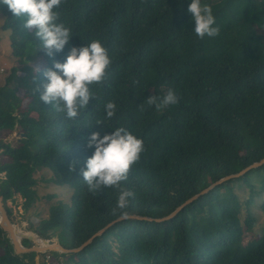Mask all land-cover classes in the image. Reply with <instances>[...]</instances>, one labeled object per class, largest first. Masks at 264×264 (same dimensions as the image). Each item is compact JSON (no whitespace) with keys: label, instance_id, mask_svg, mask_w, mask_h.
<instances>
[{"label":"trees","instance_id":"trees-1","mask_svg":"<svg viewBox=\"0 0 264 264\" xmlns=\"http://www.w3.org/2000/svg\"><path fill=\"white\" fill-rule=\"evenodd\" d=\"M189 2L62 0L59 22L74 35L52 56L39 48L35 27L24 26L26 17L0 3L19 63L0 86V135L23 134L16 145L0 137L5 206L19 194L28 211L38 196L36 172L47 169L52 185L71 187V201L51 204L49 217L32 225L37 235H59V243L75 249L114 222L84 250L43 253L42 264H264V224L251 210L260 201L264 211V164L220 183L264 159V0H204L219 34L203 39L192 31ZM97 39L112 62L105 80L90 86L96 99L75 119L39 101L54 61L63 62L72 45ZM169 89L178 103L159 109L146 103ZM110 100L114 116L96 123L105 119ZM118 126L144 141L121 182L134 193L127 220L118 218L119 188L96 194L82 179L94 151L91 133L102 136ZM237 187L248 195L242 199ZM37 255L16 254L0 227V264H34Z\"/></svg>","mask_w":264,"mask_h":264},{"label":"clouds","instance_id":"clouds-1","mask_svg":"<svg viewBox=\"0 0 264 264\" xmlns=\"http://www.w3.org/2000/svg\"><path fill=\"white\" fill-rule=\"evenodd\" d=\"M0 3L6 4L14 16L26 17L24 26L29 29L35 27V35L40 38L39 48L45 49L49 56L62 51L70 43L74 35L72 30L59 22L58 9L62 0H0ZM188 11L194 21L192 31L196 37L214 38L219 34L211 4L204 0H190ZM111 62L108 49L101 40L88 41L81 46L72 45L63 62L54 61L53 67L44 72L47 82L39 94V101L51 103L67 118L75 119L89 104L90 98L96 99L90 86L105 80ZM178 99L176 91L169 89L162 97L149 96L146 103L159 109L178 103ZM116 111L114 101L105 102V119L96 123L112 118ZM111 128L113 131L110 133L101 136L96 131L88 138V147L94 151L85 161L82 179L88 190L96 194L102 187L119 188L116 198L118 218L127 220V209L134 193L122 188L121 182L127 180L130 169L140 159L144 141L123 126Z\"/></svg>","mask_w":264,"mask_h":264},{"label":"rangeland","instance_id":"rangeland-1","mask_svg":"<svg viewBox=\"0 0 264 264\" xmlns=\"http://www.w3.org/2000/svg\"><path fill=\"white\" fill-rule=\"evenodd\" d=\"M5 22V17L0 13V86L5 85L8 76L11 74L13 66H17L18 59L13 56L11 49V40H10V31L3 29ZM23 136L20 130L18 131H6L1 132L0 137L5 142L12 143L16 145L19 139ZM2 158H0L1 160ZM4 160V159H3ZM4 173L1 175L4 177ZM52 176L51 171L47 169H41L36 172V179L38 181L36 190H37V200L36 203L28 210L25 211L23 207L24 199L18 194L15 196L14 200H9L6 204V208L11 210V219L13 224L20 231L27 234L36 235L35 229H32V225L37 227L39 223L49 217V206L54 203L63 202L70 203L72 189L71 187H60L54 186L49 182L50 177ZM237 192L240 194L241 198H245L248 195L246 189H241L237 187ZM57 194L56 198H48V195ZM252 212L258 219V224L263 226L264 224V211L261 208V202L258 201L256 205H252ZM246 210H244V215ZM53 240H58L61 242L59 235L54 236ZM36 245L37 243L34 242ZM55 253V252H53ZM56 255V254H55ZM43 253L35 257L34 264H42L44 257ZM58 256V255H56Z\"/></svg>","mask_w":264,"mask_h":264},{"label":"water","instance_id":"water-1","mask_svg":"<svg viewBox=\"0 0 264 264\" xmlns=\"http://www.w3.org/2000/svg\"><path fill=\"white\" fill-rule=\"evenodd\" d=\"M262 164H264V159H262L260 162L254 163L253 165L247 167L246 169H244L242 172H240L238 174L223 178L220 181V183L229 179V178L237 177V176H240L242 174H245L249 170L256 168ZM209 189L204 190L200 194H198V195L194 196L193 198H191L190 200H188L185 204H183V206H181L175 213H173L169 217H166V218H163L160 220H165V219L173 217L182 207H184L186 204H188V203L192 202L193 200H195L196 198H198L201 194L206 193ZM113 223H110L105 228H103L102 230L97 232L89 240H87L84 244H82L79 248L68 249V248L64 247L61 243H59L58 240L46 239V238H44L40 235H37V234L36 235L27 234V233H24V232L20 231L19 229H17V227L13 224L11 217L9 216L8 210H7V208L4 204V201H3V197L0 194V227L4 230V232L6 233L8 238L11 240L13 247H14V251L18 255L28 254L31 252H35L37 254L46 253V252H55V253H60V254H69L72 252H80V251L84 250L85 248H87L97 236L102 235L111 225H113ZM26 239L31 240L37 244L32 246V247H27L23 243V241Z\"/></svg>","mask_w":264,"mask_h":264},{"label":"built area","instance_id":"built-area-1","mask_svg":"<svg viewBox=\"0 0 264 264\" xmlns=\"http://www.w3.org/2000/svg\"><path fill=\"white\" fill-rule=\"evenodd\" d=\"M49 259H50V256L48 255V256H47V260H49Z\"/></svg>","mask_w":264,"mask_h":264}]
</instances>
